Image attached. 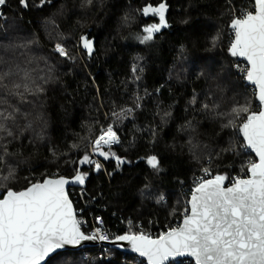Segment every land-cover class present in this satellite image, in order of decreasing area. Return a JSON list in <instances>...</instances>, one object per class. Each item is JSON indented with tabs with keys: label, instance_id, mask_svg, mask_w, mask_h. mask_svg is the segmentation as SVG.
I'll return each instance as SVG.
<instances>
[{
	"label": "trees",
	"instance_id": "trees-1",
	"mask_svg": "<svg viewBox=\"0 0 264 264\" xmlns=\"http://www.w3.org/2000/svg\"><path fill=\"white\" fill-rule=\"evenodd\" d=\"M161 2L167 4L168 27L151 41L132 40L159 22L142 9ZM241 10L252 11V0H6L0 5V72L19 65L31 72L33 88L43 91L26 93L22 102L10 91L21 83L19 75L0 88V110H20L16 123L9 122L16 138L0 165L1 193L80 172L86 174V214L99 213L116 228L122 221L169 227L187 210L186 189L203 169L210 170L207 177L225 175L224 185L245 176L255 158L241 147L237 129L222 127L234 118V107H259L228 52L229 24ZM81 36L93 41L91 56ZM57 43L67 56L54 51ZM121 109L133 111L117 123L112 113ZM165 112L171 115L162 119ZM109 124L120 141L111 151L125 163L117 167L115 158L103 159L105 172L93 173L79 160L99 127ZM150 155L158 158L160 171L147 165ZM10 167L14 173L5 180ZM44 264L145 263L116 249L87 247L59 252Z\"/></svg>",
	"mask_w": 264,
	"mask_h": 264
},
{
	"label": "snow or ice",
	"instance_id": "snow-or-ice-1",
	"mask_svg": "<svg viewBox=\"0 0 264 264\" xmlns=\"http://www.w3.org/2000/svg\"><path fill=\"white\" fill-rule=\"evenodd\" d=\"M5 3L6 0H0V5ZM21 3L25 4L26 0H21ZM166 10L167 4L163 2L158 6L149 4L142 9L144 16H156L159 22L143 28L144 35L138 37L141 43L151 41L154 33L168 27ZM230 28L234 39L228 51L231 56L243 57L247 61L245 79L254 85V96L259 101L260 110L252 111L247 104L234 107L231 110L234 118L222 127L237 129L244 139L241 147L254 152L258 162H249L246 170L249 178H236L229 187L224 186L227 177L220 174L198 181L187 202L190 211L184 212L179 227L171 228L155 239L144 233L115 238L117 241H129L132 250L146 257L148 264H164L169 257L185 254L193 257L195 264H264V0H254V11L241 10L239 16L232 18ZM217 39L214 37L213 41ZM80 41L91 56L93 41L85 36H81ZM54 51L60 56H67L60 43L55 45ZM0 63H3L2 59ZM133 71H136L135 66ZM14 75L20 76L21 83H13L10 91L22 102L26 100V93L35 95L43 91L38 86L33 88L35 80L31 72L19 65L15 70L0 72V88H7L5 81ZM190 103H196L195 96ZM136 107L140 104L137 103ZM203 108L207 110L209 105L204 104ZM132 111L121 109L113 112L112 116L117 123H121ZM244 114L246 119L237 124L236 120ZM19 115V108L0 110V165L6 163V158L11 155L8 143L16 138L9 122L14 125ZM170 115L165 112L162 119ZM31 126L29 121L25 127ZM187 127H191L190 121ZM119 142L117 131L113 124H109L106 129L100 130L91 142V153L86 152L79 164H92L91 154H97L106 160L115 158L119 167L125 161L111 151L112 146ZM229 150L233 149H225ZM146 163L153 170L160 171L155 155L148 156ZM95 168L99 170L101 164L96 163ZM203 171L208 173L210 170L205 168ZM13 173L14 169L10 167L9 176L3 179H9ZM85 176L77 172L73 182L82 185ZM69 182L62 176L58 179L45 178L43 182L32 183L24 190L9 188L6 194L0 193L3 196L0 199V264H41L46 257L66 245L108 239L99 228L92 235L81 231L82 222L76 218L65 190ZM159 200H163V196Z\"/></svg>",
	"mask_w": 264,
	"mask_h": 264
},
{
	"label": "built area",
	"instance_id": "built-area-1",
	"mask_svg": "<svg viewBox=\"0 0 264 264\" xmlns=\"http://www.w3.org/2000/svg\"><path fill=\"white\" fill-rule=\"evenodd\" d=\"M54 48H55V46H54ZM236 59L238 60L237 65H236L237 69H238V73L241 76H243V80L245 82V74H246L247 65L243 60H241L237 57H236ZM252 92L254 93L253 87H252ZM101 129H102V127H99V132L96 136H98L100 134ZM96 136H94V138H92L90 140V143H89L88 148H87V153H91V142L95 139ZM115 145H113V146H115ZM106 148H107V146H105L104 149H106ZM91 159L93 160V163L88 164V165L91 167V170L93 173H97L98 171L105 172V165L103 162V158L101 156H99L97 154H91ZM96 163L101 164V168L99 170H97L95 168ZM205 178H208V177H207V173H205L204 171L200 174L195 175L192 178L190 186L186 189L188 196L190 195L192 189L195 187L196 183L200 180L205 179ZM233 180L234 179H230L228 184H231L233 182ZM67 194H68V197L70 198V200L73 204V207H74V203L76 204V208L74 207V213H75L76 218L82 222L81 223V229L85 228L87 230V234L92 235L95 232V230L97 228H99L102 234L108 236L107 240L101 241L99 239H96V241L98 242V245L95 246V248L97 250H100V249L106 247V246L101 245L100 244L101 242H106L110 239H113L118 234H121L123 229L130 230L129 233H132V234L144 233L146 235H150L151 237H157L161 233H164L168 229L176 228L179 225L180 220L183 217V214L185 212L184 211L182 213V216L180 219L174 220V222L169 227L143 226L140 222H136L135 224H132L131 221H122V222H120L119 227L116 228V227H111L110 225H108L105 222L104 218L99 213H91V212L89 214L85 213L86 207L88 208L89 204L86 201L85 191L82 187L68 186L67 187ZM97 208H98V206L96 205L95 209H97ZM97 218H99V220H97ZM178 260L186 261L188 259L171 260L168 263H170V262L176 263ZM144 263H145V261H144ZM168 263H166V264H168Z\"/></svg>",
	"mask_w": 264,
	"mask_h": 264
},
{
	"label": "water",
	"instance_id": "water-1",
	"mask_svg": "<svg viewBox=\"0 0 264 264\" xmlns=\"http://www.w3.org/2000/svg\"><path fill=\"white\" fill-rule=\"evenodd\" d=\"M252 2H253V10L252 11H254V0H252ZM230 24H231V22H230ZM230 24H229V28H230ZM231 29V28H230ZM232 30V29H231ZM234 39V32L232 31V40ZM229 47H230V45H229ZM229 47H228V49H229ZM229 52V51H228ZM237 58H239V59H241V60H243L245 63H246V65H247V61L245 60V58H243V57H239V56H236ZM248 66V65H247ZM245 76H246V74H245ZM245 83H246V85H249V86H251V87H253L254 88V85H252L251 83H249L248 81H246V79H245ZM254 98H255V96H254ZM255 100H256V102L258 103V110H257V112L260 110V105H259V101L255 98ZM246 119V118H245ZM241 123H243V122H241ZM239 135H240V137H241V139L243 140V143H244V139H243V136L239 133ZM248 151L249 152H251V154L253 155V157L255 158V161L254 162H258V157L255 155V153L254 152H252L250 149H248ZM248 167V166H247ZM247 170V169H246ZM249 175L250 174H246L245 176H243V177H239V178H244V179H247V178H249ZM75 176V175H74ZM74 176H72V177H64L65 179H68L70 182L65 186V190H66V194H67V187L68 186H79V187H83V184L81 185V184H79L78 182H73V177ZM215 176V175H214ZM214 176H211V177H208L207 179H211V178H213ZM61 176H56V177H54V176H49V177H45V178H51V179H58V178H60ZM44 178V179H45ZM43 179V180H44ZM43 180L42 181H40V182H43ZM36 183V182H35ZM32 184V183H31ZM30 186V184L28 185V186H26L25 188H23V189H20V190H18V191H21V190H24V189H26L27 187H29ZM225 187H229V186H231V184H228V185H224ZM6 192H7V190L3 193V194H6ZM0 193H1V191H0ZM68 195V194H67ZM3 198V196L2 195H0V199H2ZM69 198V197H68ZM190 198H191V193H190V195L188 196V200H190ZM69 200H70V198H69ZM188 200H187V202H188ZM70 202H71V200H70ZM72 203V202H71ZM72 206H73V204H72ZM73 210H74V207H73ZM187 210L188 211H190V206L188 205V203H187ZM75 214V213H74ZM182 222H183V217L181 218V220H180V223H179V225L177 226V227H179L181 224H182ZM170 229H168V230H166L164 233H166V232H168ZM82 231V230H81ZM83 232V231H82ZM86 235H89V234H87V233H85ZM125 234H132V233H128V232H124V233H121V234H118L117 236H120V235H125ZM136 234H139V233H136ZM116 236V237H117ZM116 237H114L113 239H110V240H108V241H106V242H101L100 244L101 245H103V246H106V247H108V248H111V249H116V250H118V251H121V252H123V253H128V254H132V255H134V256H136L138 259H141V260H143V261H145V263L146 264H148V261H147V258L146 257H142V256H140V254L139 253H137V252H134L133 250H132V246H131V243L129 242V241H117L115 238ZM159 236H157V237H152V238H158ZM98 245V242L96 241V240H85V241H82L79 245H66L64 248H62V249H58V250H56V252H54V253H52V254H50L49 255V257H46L45 258V260L44 261H42L41 262V264H44V263H46L47 262V260L50 258V257H52L53 255H55V254H57V253H59V252H64V251H76V250H80V249H82V248H91V247H95V246H97ZM177 259H188V260H191L194 264H195V259L193 258V257H191V256H189V255H187V254H185V255H177V256H172V257H169V259L168 260H166L165 262H164V264H166V263H168L169 261H171V260H177Z\"/></svg>",
	"mask_w": 264,
	"mask_h": 264
},
{
	"label": "rangeland",
	"instance_id": "rangeland-1",
	"mask_svg": "<svg viewBox=\"0 0 264 264\" xmlns=\"http://www.w3.org/2000/svg\"><path fill=\"white\" fill-rule=\"evenodd\" d=\"M144 35V33L143 34H141V35H133V37H132V40H135V41H140L139 39H138V37H140V36H143ZM254 94V93H253ZM105 151H107L108 149L106 148V149H104ZM103 158V157H102ZM104 159V158H103Z\"/></svg>",
	"mask_w": 264,
	"mask_h": 264
}]
</instances>
